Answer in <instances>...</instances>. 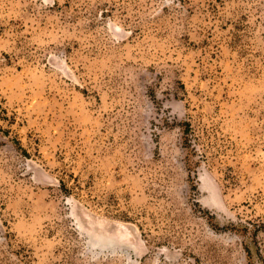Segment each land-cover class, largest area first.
Masks as SVG:
<instances>
[{
	"label": "rangeland",
	"instance_id": "rangeland-1",
	"mask_svg": "<svg viewBox=\"0 0 264 264\" xmlns=\"http://www.w3.org/2000/svg\"><path fill=\"white\" fill-rule=\"evenodd\" d=\"M0 264H264V0H0Z\"/></svg>",
	"mask_w": 264,
	"mask_h": 264
},
{
	"label": "bare ground",
	"instance_id": "bare-ground-1",
	"mask_svg": "<svg viewBox=\"0 0 264 264\" xmlns=\"http://www.w3.org/2000/svg\"><path fill=\"white\" fill-rule=\"evenodd\" d=\"M100 240H101L103 243H106V244H108V243H111V242H112L110 239H106V238H102V237H101V239H100ZM100 240H99V242H101ZM95 241H96V240H95Z\"/></svg>",
	"mask_w": 264,
	"mask_h": 264
}]
</instances>
